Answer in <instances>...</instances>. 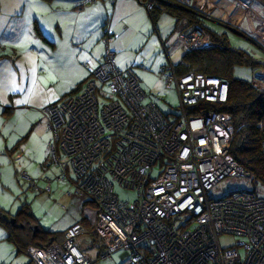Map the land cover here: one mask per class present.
<instances>
[{
  "label": "built area",
  "instance_id": "1",
  "mask_svg": "<svg viewBox=\"0 0 264 264\" xmlns=\"http://www.w3.org/2000/svg\"><path fill=\"white\" fill-rule=\"evenodd\" d=\"M136 1L150 16L158 7L192 10V0ZM178 38L190 51L215 45L199 26ZM103 42V58L78 92L42 111L52 134L50 164L38 180L21 176L36 193L50 194L54 179L68 187V198L93 205L89 233L101 259L122 251L124 264H264V188L208 197L228 178L249 177L230 154L231 116L206 108L227 103L229 83L201 73L179 76L168 62L160 75L179 107L165 115L133 68L117 65L109 29ZM251 84L264 94V65ZM195 108L199 114H192ZM262 150L264 156V142ZM117 186L133 191L135 200L121 201ZM85 234L76 223L62 242L31 246L27 254L35 264H93L82 248ZM222 236L237 240L224 247Z\"/></svg>",
  "mask_w": 264,
  "mask_h": 264
},
{
  "label": "crops",
  "instance_id": "2",
  "mask_svg": "<svg viewBox=\"0 0 264 264\" xmlns=\"http://www.w3.org/2000/svg\"><path fill=\"white\" fill-rule=\"evenodd\" d=\"M191 7L190 12L209 32L224 35L229 42L228 33L241 36L264 51V0H192ZM106 29L114 36L117 65L133 68L152 94L161 91L160 69L168 62L178 65L188 51L178 36L193 31L186 19L178 23L165 11H157L152 18L136 0H116L114 4L108 0H0L1 159H6L1 153L5 151L9 156L16 153L18 160L21 144L29 143L34 134L41 135L48 148L51 132L42 111L76 94L85 84L91 67L96 68L103 58ZM179 45L184 53L173 63L170 51ZM8 133H12L10 139L4 140ZM47 165L40 167L46 169ZM48 175L53 174L48 171ZM70 205L76 212L75 221L62 231L51 230L60 234L58 242L71 226L81 223L83 204L76 199ZM85 229L90 243H98ZM19 254L23 253L0 227V264H16Z\"/></svg>",
  "mask_w": 264,
  "mask_h": 264
},
{
  "label": "trees",
  "instance_id": "3",
  "mask_svg": "<svg viewBox=\"0 0 264 264\" xmlns=\"http://www.w3.org/2000/svg\"><path fill=\"white\" fill-rule=\"evenodd\" d=\"M160 10L175 17L178 23L186 19L189 27H202L211 35L214 46L188 50L174 69L180 76L201 73L222 78L229 83L227 103L218 106L206 105V108L231 116L234 135L230 154L249 177L263 181L264 94L252 86L251 80L238 78L234 72L240 68H248L253 73L256 67L263 66L264 63L250 53L232 47L226 36L209 32L203 26L202 20L192 12L169 6L158 7L152 12V18H155L156 12ZM192 114H199L198 108L193 109ZM85 206L86 203L82 207L81 224L91 231L93 212H87ZM5 215L15 218L16 224L7 221ZM0 227L7 231L8 240L16 246L17 251L26 254L31 246L45 247L52 242H58L60 235L43 228L29 205H24L16 215L0 208Z\"/></svg>",
  "mask_w": 264,
  "mask_h": 264
},
{
  "label": "rangeland",
  "instance_id": "4",
  "mask_svg": "<svg viewBox=\"0 0 264 264\" xmlns=\"http://www.w3.org/2000/svg\"><path fill=\"white\" fill-rule=\"evenodd\" d=\"M173 22L174 20L171 19ZM174 25V23H173ZM172 25V26H173ZM209 26H214V24L207 23ZM229 34V40L231 44L242 50H246L251 53V55L258 61L264 63V51L257 47L252 42H249L245 38ZM257 41V40H255ZM264 48V43L261 44ZM184 51L181 45L177 46L174 50L170 51V58L173 63L181 58ZM166 60V59H165ZM235 76L245 80H251L252 72L248 68H240L234 72ZM148 83V82H147ZM160 84V93L150 92L146 86V81L142 80V87L148 91L149 99L154 100L158 105L161 112L165 115L175 113L179 107V99L176 91L171 89H166L165 82L158 81ZM106 90V87H105ZM12 133H8L4 136V140L10 139ZM50 140L52 141V134L49 133ZM1 139V138H0ZM50 141V142H51ZM5 153L6 159H1L2 167H0V206L5 209L8 213L17 214V212L24 206L29 205L37 218L40 219L41 226L47 230L57 229L62 231L69 227L76 218V212L72 211L71 199L64 197L68 187L65 184H59L56 181L52 182L53 193H36L30 186L31 183L26 181L21 175L26 173L33 180H38L40 175L45 171V168L40 167L46 163L50 164L49 151L47 144H43V138L41 135H32L29 143L21 144L16 159V153H11L10 156ZM4 161V162H3ZM32 162V164H31ZM55 173L58 172L55 166H51ZM39 168V170H38ZM158 172V167H157ZM51 177V175H50ZM38 187L44 188L45 183L38 181ZM264 188L262 181H256L251 177H246L244 179L239 178H228L221 182L217 187H215L209 194L210 200H217L228 196L231 193L238 191H252L260 190ZM116 193L119 195L121 201L133 202L136 198V194L130 190H124L120 187H116ZM85 210L92 213L94 207L91 204H86ZM79 215L77 214V217ZM80 219V218H77ZM92 237V236H91ZM95 239L94 237H92ZM7 239V238H6ZM92 239V240H93ZM237 238L233 236H222L220 242L224 247L233 246ZM89 239L87 237L83 238V250L92 258L93 264H124V260L121 258L123 252L120 251L113 255V259H101L99 258L100 246L98 243H94V246L89 245ZM17 263L29 264L30 257L28 254H19ZM16 263V264H17ZM30 264H34L33 262Z\"/></svg>",
  "mask_w": 264,
  "mask_h": 264
},
{
  "label": "water",
  "instance_id": "5",
  "mask_svg": "<svg viewBox=\"0 0 264 264\" xmlns=\"http://www.w3.org/2000/svg\"><path fill=\"white\" fill-rule=\"evenodd\" d=\"M178 9H180V10H182V11H187V10H184V9H181V8H178ZM5 219H6L7 221H10L13 225L16 224V219H15V218H12V217L9 216V215H5Z\"/></svg>",
  "mask_w": 264,
  "mask_h": 264
}]
</instances>
